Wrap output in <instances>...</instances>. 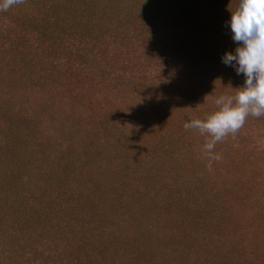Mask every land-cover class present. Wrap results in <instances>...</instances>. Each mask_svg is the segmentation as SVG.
Listing matches in <instances>:
<instances>
[{
	"label": "rangeland",
	"instance_id": "rangeland-1",
	"mask_svg": "<svg viewBox=\"0 0 264 264\" xmlns=\"http://www.w3.org/2000/svg\"><path fill=\"white\" fill-rule=\"evenodd\" d=\"M237 5L0 11V264H264V116L211 168L183 127L243 86L221 60Z\"/></svg>",
	"mask_w": 264,
	"mask_h": 264
},
{
	"label": "clouds",
	"instance_id": "clouds-1",
	"mask_svg": "<svg viewBox=\"0 0 264 264\" xmlns=\"http://www.w3.org/2000/svg\"><path fill=\"white\" fill-rule=\"evenodd\" d=\"M21 2L0 0V11ZM228 25L236 47L226 51L221 60L226 66H232L237 75H243V86L235 88L234 94L217 96L214 99L216 110L204 119H191L183 125L206 136L202 152L209 161V168L212 161L221 159L213 151L218 142L229 134L234 136L248 116H264V0H238Z\"/></svg>",
	"mask_w": 264,
	"mask_h": 264
},
{
	"label": "trees",
	"instance_id": "trees-1",
	"mask_svg": "<svg viewBox=\"0 0 264 264\" xmlns=\"http://www.w3.org/2000/svg\"><path fill=\"white\" fill-rule=\"evenodd\" d=\"M28 110L34 112V107L31 106V107L28 108ZM38 115H39V114H38ZM35 117H36V115H35ZM39 117H40V116H39ZM119 133H120V132H118L117 134H119ZM115 135H116V134L114 133L110 139H113V137H114ZM105 142L108 143L109 140H106ZM1 143H2V141H1ZM6 143H7V142H6ZM5 145H6V144H5ZM106 151L110 152V149L108 148ZM106 151H105V150H101L100 153L104 155V154L106 153ZM106 155H107V153H106ZM97 201H98V199H97ZM97 201H96V203H97ZM100 202H102V201L100 200ZM102 203H103V202H102ZM97 204H98V203H97ZM98 205H99V204H98Z\"/></svg>",
	"mask_w": 264,
	"mask_h": 264
}]
</instances>
